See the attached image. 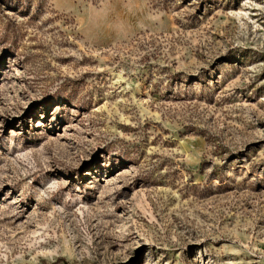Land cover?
<instances>
[{
    "label": "rangeland",
    "instance_id": "1",
    "mask_svg": "<svg viewBox=\"0 0 264 264\" xmlns=\"http://www.w3.org/2000/svg\"><path fill=\"white\" fill-rule=\"evenodd\" d=\"M0 264H264V0H0Z\"/></svg>",
    "mask_w": 264,
    "mask_h": 264
}]
</instances>
